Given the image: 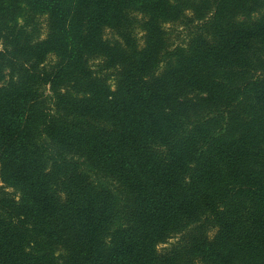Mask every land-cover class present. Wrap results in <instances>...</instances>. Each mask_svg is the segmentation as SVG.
<instances>
[{
  "label": "trees",
  "instance_id": "obj_1",
  "mask_svg": "<svg viewBox=\"0 0 264 264\" xmlns=\"http://www.w3.org/2000/svg\"><path fill=\"white\" fill-rule=\"evenodd\" d=\"M7 3L0 264H264V0Z\"/></svg>",
  "mask_w": 264,
  "mask_h": 264
},
{
  "label": "rangeland",
  "instance_id": "obj_2",
  "mask_svg": "<svg viewBox=\"0 0 264 264\" xmlns=\"http://www.w3.org/2000/svg\"><path fill=\"white\" fill-rule=\"evenodd\" d=\"M9 0H0V3L2 4L3 6V11L5 14H3L2 16L4 17V20H9V18L7 17V12H8V2ZM7 8V10H6ZM169 26V29L170 31L173 33V38L175 41L179 42L181 41L183 38H184V34H185V30L183 29V27L175 24V25H168ZM100 179L102 182L106 183V181H104L101 177L98 178ZM2 185H5L4 183H0V187ZM7 191L13 193V194H20L21 195V192H20V188L18 186H16V188H12V187H9L7 188ZM112 235H110L109 237H107V241L109 242V240L111 239ZM164 245H160V248L163 247ZM63 255V249L61 248L60 251H58L55 256L58 257V259L60 260V258L62 257ZM62 262V259L60 261V263ZM62 264V263H61Z\"/></svg>",
  "mask_w": 264,
  "mask_h": 264
}]
</instances>
